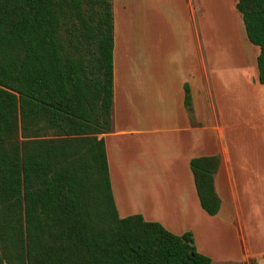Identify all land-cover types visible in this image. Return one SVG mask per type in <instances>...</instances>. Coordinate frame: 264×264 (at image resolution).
<instances>
[{"label": "trees", "instance_id": "16d2710c", "mask_svg": "<svg viewBox=\"0 0 264 264\" xmlns=\"http://www.w3.org/2000/svg\"><path fill=\"white\" fill-rule=\"evenodd\" d=\"M258 47L264 0H235ZM111 0H0V264H213L191 233L118 217L102 137L111 129ZM183 105L191 102L183 85ZM217 155L190 158L214 215Z\"/></svg>", "mask_w": 264, "mask_h": 264}, {"label": "crops", "instance_id": "0c3cea01", "mask_svg": "<svg viewBox=\"0 0 264 264\" xmlns=\"http://www.w3.org/2000/svg\"><path fill=\"white\" fill-rule=\"evenodd\" d=\"M200 2L111 0V129L98 135L111 195L118 217L139 214L173 234L189 231L195 250L213 264L264 263L258 47L245 36L235 0L229 9L244 54L219 56L205 47L195 17L196 11L202 15ZM205 155L219 158L214 215L199 206L188 165Z\"/></svg>", "mask_w": 264, "mask_h": 264}, {"label": "rangeland", "instance_id": "374dc122", "mask_svg": "<svg viewBox=\"0 0 264 264\" xmlns=\"http://www.w3.org/2000/svg\"><path fill=\"white\" fill-rule=\"evenodd\" d=\"M200 1L202 15L196 11L195 17H197L198 28L201 25L204 28L205 47L218 50L219 56L238 58L244 54L240 43L236 40L239 29L234 19L235 14L229 9V0ZM249 264H257V262L252 259Z\"/></svg>", "mask_w": 264, "mask_h": 264}]
</instances>
